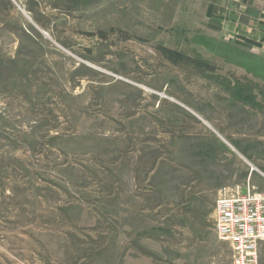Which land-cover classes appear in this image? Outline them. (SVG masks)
Listing matches in <instances>:
<instances>
[{
    "label": "rangeland",
    "instance_id": "rangeland-1",
    "mask_svg": "<svg viewBox=\"0 0 264 264\" xmlns=\"http://www.w3.org/2000/svg\"><path fill=\"white\" fill-rule=\"evenodd\" d=\"M209 2L0 0V264H232L212 214L264 192V49Z\"/></svg>",
    "mask_w": 264,
    "mask_h": 264
},
{
    "label": "built area",
    "instance_id": "built-area-1",
    "mask_svg": "<svg viewBox=\"0 0 264 264\" xmlns=\"http://www.w3.org/2000/svg\"><path fill=\"white\" fill-rule=\"evenodd\" d=\"M212 216L215 236L229 245L232 264H258L264 243V192L248 184L219 193Z\"/></svg>",
    "mask_w": 264,
    "mask_h": 264
},
{
    "label": "crops",
    "instance_id": "crops-1",
    "mask_svg": "<svg viewBox=\"0 0 264 264\" xmlns=\"http://www.w3.org/2000/svg\"><path fill=\"white\" fill-rule=\"evenodd\" d=\"M207 16L223 35L264 49V0H210Z\"/></svg>",
    "mask_w": 264,
    "mask_h": 264
},
{
    "label": "trees",
    "instance_id": "trees-1",
    "mask_svg": "<svg viewBox=\"0 0 264 264\" xmlns=\"http://www.w3.org/2000/svg\"><path fill=\"white\" fill-rule=\"evenodd\" d=\"M245 44H247L248 46H259L257 43H254L252 41H247V40H244Z\"/></svg>",
    "mask_w": 264,
    "mask_h": 264
}]
</instances>
